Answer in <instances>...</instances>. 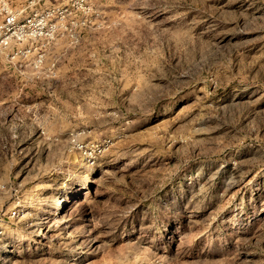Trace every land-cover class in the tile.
<instances>
[{
    "label": "rangeland",
    "instance_id": "obj_1",
    "mask_svg": "<svg viewBox=\"0 0 264 264\" xmlns=\"http://www.w3.org/2000/svg\"><path fill=\"white\" fill-rule=\"evenodd\" d=\"M77 20L0 55V264H264V0Z\"/></svg>",
    "mask_w": 264,
    "mask_h": 264
},
{
    "label": "built area",
    "instance_id": "obj_2",
    "mask_svg": "<svg viewBox=\"0 0 264 264\" xmlns=\"http://www.w3.org/2000/svg\"><path fill=\"white\" fill-rule=\"evenodd\" d=\"M92 3L93 0H0V55L8 56L6 51L12 50L16 56L25 57V45H49L62 37L73 38L77 19L86 24ZM109 144L110 141L102 143V150ZM96 149L88 154L91 163Z\"/></svg>",
    "mask_w": 264,
    "mask_h": 264
}]
</instances>
